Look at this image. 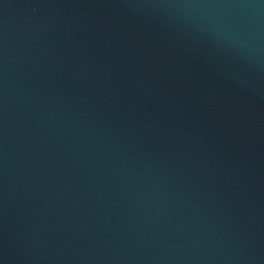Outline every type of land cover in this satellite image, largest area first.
Segmentation results:
<instances>
[{
	"label": "water",
	"instance_id": "95a60500",
	"mask_svg": "<svg viewBox=\"0 0 264 264\" xmlns=\"http://www.w3.org/2000/svg\"><path fill=\"white\" fill-rule=\"evenodd\" d=\"M0 264H264V0H0Z\"/></svg>",
	"mask_w": 264,
	"mask_h": 264
}]
</instances>
